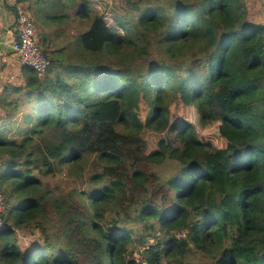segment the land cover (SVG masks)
I'll return each mask as SVG.
<instances>
[{"label": "trees", "instance_id": "1", "mask_svg": "<svg viewBox=\"0 0 264 264\" xmlns=\"http://www.w3.org/2000/svg\"><path fill=\"white\" fill-rule=\"evenodd\" d=\"M131 6L67 62L43 39L51 67L0 99V264H264V25L247 0ZM63 167L82 190L45 181Z\"/></svg>", "mask_w": 264, "mask_h": 264}, {"label": "rangeland", "instance_id": "2", "mask_svg": "<svg viewBox=\"0 0 264 264\" xmlns=\"http://www.w3.org/2000/svg\"><path fill=\"white\" fill-rule=\"evenodd\" d=\"M37 0H34L32 3H22L19 7H24L23 9H26L30 16L32 17L34 24L36 26V41L39 44L42 52L47 50V47L42 43L43 39H46L47 41L51 40V52L52 51H57L60 49H65V53L61 55V58L67 62L70 60L71 56L73 55L74 52H79L81 51V36L83 33H85L95 17V15H102L107 22V24L111 27L116 28L114 19L115 18H120V19H126L128 18V15L131 14V3L135 0H80L78 4L71 6L67 8L66 10V15L68 18L63 19V14L61 15L62 21L59 23V25L51 23V24H46L44 21H39V19H36L33 16L34 11V3ZM43 1L42 5H46V8L48 9L49 7L53 6L51 12H57V0H51L48 1V3H45V0H40ZM264 1V0H262ZM90 3L91 6H87V8H92L91 13L89 14L88 17L82 16L83 11L79 13L82 9L79 8V6L83 3ZM248 2V11L249 14L253 15L254 18L255 16L260 17L262 16L260 14V2L261 0H247ZM39 6L36 7L35 10H41V15H46L43 14V7ZM19 7L17 8V12L19 10ZM259 7V8H258ZM259 9V10H258ZM50 13V10H47V15ZM79 13V14H78ZM57 16V15H55ZM256 19V18H255ZM42 28L43 32L40 34V31L38 29ZM41 30V29H40ZM149 141L151 142V145L154 146L155 139L152 137H148ZM171 164L164 165V172L167 173L169 171ZM69 168L63 167L60 171L57 172L56 175L52 177H46L44 178L45 181H51L56 184H61L64 185L65 187L71 186V187H78V190H82L84 187L80 185L81 178L70 175L69 173ZM6 170L5 167L2 168L1 174L4 173ZM94 171V166L91 161V163L86 167V172H87V178L90 175L91 172ZM83 173V172H82ZM36 236H29L27 240H23L22 234L20 236V247H27L34 239ZM153 243V241H152ZM191 256L190 259L194 260L197 263H202L205 264L206 262L209 261L207 257L203 255H197V257ZM133 259L137 261V263H142L143 258L142 254L139 252L135 253L133 255ZM143 264V263H142Z\"/></svg>", "mask_w": 264, "mask_h": 264}, {"label": "crops", "instance_id": "3", "mask_svg": "<svg viewBox=\"0 0 264 264\" xmlns=\"http://www.w3.org/2000/svg\"><path fill=\"white\" fill-rule=\"evenodd\" d=\"M21 4L18 0H0V99L23 81L18 57L10 48L18 38L17 8ZM259 12L262 16H255L256 22L264 25V1L262 0Z\"/></svg>", "mask_w": 264, "mask_h": 264}, {"label": "built area", "instance_id": "4", "mask_svg": "<svg viewBox=\"0 0 264 264\" xmlns=\"http://www.w3.org/2000/svg\"><path fill=\"white\" fill-rule=\"evenodd\" d=\"M24 7H19L17 12L18 38L11 45V51L17 55L20 66L33 69L37 73L44 74L51 67V61L42 52L36 41V26L29 12ZM3 164L0 162V174ZM7 205L0 190V229L4 226L3 216L6 214ZM186 233L182 232L179 238L185 239Z\"/></svg>", "mask_w": 264, "mask_h": 264}]
</instances>
